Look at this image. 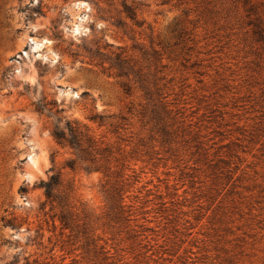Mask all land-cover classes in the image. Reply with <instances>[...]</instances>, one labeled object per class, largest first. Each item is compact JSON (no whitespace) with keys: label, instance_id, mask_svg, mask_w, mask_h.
<instances>
[{"label":"rangeland","instance_id":"374dc122","mask_svg":"<svg viewBox=\"0 0 264 264\" xmlns=\"http://www.w3.org/2000/svg\"><path fill=\"white\" fill-rule=\"evenodd\" d=\"M119 52L151 98L100 62ZM39 101L113 147L112 208ZM50 168L72 231L40 209ZM34 260L264 264V0H0V264Z\"/></svg>","mask_w":264,"mask_h":264},{"label":"trees","instance_id":"16d2710c","mask_svg":"<svg viewBox=\"0 0 264 264\" xmlns=\"http://www.w3.org/2000/svg\"><path fill=\"white\" fill-rule=\"evenodd\" d=\"M123 12L131 20L135 17V12L129 7L124 5ZM91 57L96 54L97 51L91 52ZM101 63H108L109 68H112L116 76L126 78L122 82V87L125 92H131L132 84L130 83V76L136 77L138 71L134 68V63L130 56L123 54V52L114 53L113 56L100 58ZM139 82L138 87L144 92L146 98H151L152 91L149 85L142 81L138 75L137 80ZM47 105H50L49 107ZM36 111L42 113L46 111L48 116L53 117L52 127L50 134L55 142L61 146L70 150L71 156L65 161V166L71 170H83L87 173L101 172L106 178V183L110 184L109 188L104 190L105 199L110 208L114 201L115 194L111 188L115 181H110L112 177H115L116 170L113 169L112 162L117 161L118 158L113 156V147L104 142V140L96 138L89 127L76 119L67 118L65 115H61L64 111L63 108H58L56 102H37L35 104ZM54 109V110H53ZM89 120L102 124L103 117L100 114L94 113L88 116ZM125 164V163H124ZM51 174L48 175L46 180L41 179L39 181V187L42 188L45 200L41 203L40 209H44L46 205H49L50 211L54 212L50 218L54 225L55 220H58L61 229H69L70 231L76 229L79 226L78 214H76L72 208L70 200L71 189L67 191L62 189V178L59 171H54V168H50ZM122 177L123 175L120 174ZM121 199V198H120ZM28 264V262L26 261ZM34 260L32 264H36Z\"/></svg>","mask_w":264,"mask_h":264}]
</instances>
